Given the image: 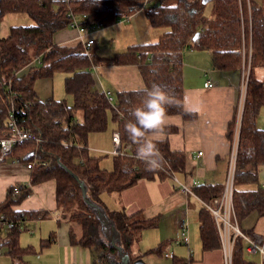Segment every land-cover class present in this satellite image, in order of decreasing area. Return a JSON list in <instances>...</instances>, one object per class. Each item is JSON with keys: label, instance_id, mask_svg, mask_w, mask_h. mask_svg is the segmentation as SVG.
Listing matches in <instances>:
<instances>
[{"label": "trees", "instance_id": "1", "mask_svg": "<svg viewBox=\"0 0 264 264\" xmlns=\"http://www.w3.org/2000/svg\"><path fill=\"white\" fill-rule=\"evenodd\" d=\"M122 2L123 11L128 7L142 8L153 28L167 30L157 43L131 46L113 58L88 54L80 42L73 47L55 44V35L69 28V14L77 18L87 15L91 27L106 28L122 16L119 6ZM211 2L212 14L208 18L203 0H0V22L11 14H26L35 22L34 26L11 27L7 37H0V139L10 137L7 125L14 108L20 128L41 140L18 143L6 158L22 163L37 161V164L30 170V185L17 184L8 190L5 201L0 204V217L4 216L7 221L49 219L51 214L46 210L15 208L32 195L33 186L54 181L58 210L82 229L81 238L70 232V243L90 250L96 264H124L117 247L129 255L131 264L143 262L147 257L164 258L165 243L143 255H133L143 232L156 229L161 219L146 220L140 214L129 215L124 209L109 210L102 196H120L142 180L165 181L170 174L185 175L186 154L172 150L169 140L165 139L157 145L164 162L159 169L149 171L136 159L137 146L132 144L131 155L112 156L113 168L103 167L104 157L99 158L90 150V136L107 132L112 124L113 132L120 134L122 145L131 143L124 126L133 119L131 110L141 106L145 96L140 89L116 92L115 96L110 92V100L105 90L98 89L93 69L104 63L136 65L144 81L143 88H151L156 83L183 101L185 51L211 52L215 69L236 71L242 69L244 48L251 51V67L241 119L233 202L240 227L253 214L264 216V187L260 186L264 129L257 127L264 106V85L255 76V69L264 67V10L256 0ZM56 73L67 75L65 89L72 96L73 105L65 100L38 97L36 82L52 79ZM175 116L184 122L197 119L195 113L185 111L184 107L168 108V117ZM234 127L232 120L228 126L229 140ZM177 131L176 127H166L165 135L169 137ZM46 162L49 166L43 165ZM250 184L258 188L244 189ZM16 186H21L18 193L14 191ZM223 191L224 185L203 184L195 194L202 201L210 202ZM198 217L203 253L220 250L222 245L213 215L202 206ZM104 220L117 233L114 243L111 242L113 235L109 234L111 229L107 230L108 238L102 234ZM3 224L0 221V227ZM22 233V229L14 228L7 235L6 246L13 259L23 260L26 255L36 253L32 247L20 246ZM244 247L243 240L236 239L233 264H251L245 259ZM171 264H188V260L174 257Z\"/></svg>", "mask_w": 264, "mask_h": 264}, {"label": "crops", "instance_id": "2", "mask_svg": "<svg viewBox=\"0 0 264 264\" xmlns=\"http://www.w3.org/2000/svg\"><path fill=\"white\" fill-rule=\"evenodd\" d=\"M256 1L264 10V0ZM14 15L17 14L8 15L5 18ZM166 31L163 28H153L142 8L133 9L128 7L124 9L116 24L97 29L91 34V38H95L97 35L104 39L111 38L116 45L115 53L120 54L127 52L134 45L157 43ZM79 36L77 30L68 28L57 33L54 42L59 46L73 47L80 42ZM96 38L94 46L98 44ZM93 54L95 57H100L97 53ZM183 72L184 97L187 96L189 101L186 107L196 108L193 113L197 115V119L193 122H184L180 116L168 117L166 127H176L178 131L169 137L165 135V139L169 140L172 150L184 152L187 157V173L178 175L181 177V179L180 177L178 179L189 184L197 180L200 185H225L232 145L234 142L239 144V139H236L235 136L239 122V107L242 102L245 103L246 99L247 86L245 87L243 79V65L241 70L220 71L215 69L213 65L211 52L187 50L183 55ZM93 73L98 89L109 91L114 96L116 93L114 94L111 88L115 92H121L138 90L144 87L140 70L136 65L115 66L104 63L97 69H93ZM255 76L264 85V67L256 68ZM52 82V79H42L36 82L35 91L40 99L54 98ZM208 82L212 85L211 87L205 86ZM232 120L235 121V127L233 137L229 140L227 137L228 126ZM111 126L113 125L111 124ZM257 127L264 129L263 108L258 116ZM112 135L109 136L110 139ZM91 139L89 141H92ZM90 150L92 153L97 151L93 148H90ZM200 152H202V156H199ZM263 173L264 169H262L260 175ZM17 184L30 185V170L26 168L25 163L16 164L12 159L0 162V204L5 201L8 190ZM32 191V195L15 210H46L51 214V217L47 220L26 221L22 228L23 232L26 231L31 235L35 233V230L41 232V239L36 244L34 241L25 245L23 234L20 237V246L22 248L32 247L36 253L26 255L23 260L13 259L8 254L6 246L9 230L2 226L0 227V264H96L90 250L70 243V232L73 231L76 236L81 238L82 229L66 219L62 211L58 210L56 183L51 181L33 186ZM102 201L112 211L124 209L129 215L140 214L142 219L152 220L156 217L161 219L156 229L144 231L141 241L136 245L139 246L138 253H135L133 249L134 256L143 255L165 243L163 250L165 255H173L168 259L174 257L185 258L188 260V264H223L222 248L213 252L203 253L202 251L200 254L201 260L199 258L197 261L195 259L196 251L193 252L189 246L192 250L191 262H189L188 247L183 244H174L181 237L182 221L188 220L190 243L193 242L194 248L197 250L196 226L199 225V217L196 214L195 217L193 216L192 204L198 203L202 206L196 197L188 196L176 189L174 181L170 179L165 181L142 180L135 187L124 191L120 196L103 195ZM45 221L50 222L52 226L51 224H49L50 226L40 224ZM104 223L110 224L105 220ZM165 223H168L167 226H165ZM31 224L34 225V230L29 227ZM193 225H195L196 230L194 229L192 233L190 228ZM5 228L8 232L6 235H2ZM241 229L248 235L264 234V216L251 215L242 222ZM169 248H171V251H169ZM244 250L245 259L249 263L262 264L258 254L246 253V247H244ZM147 258L143 261L146 264H159L156 261L162 259L156 258L157 260H155L153 258L148 260Z\"/></svg>", "mask_w": 264, "mask_h": 264}, {"label": "built area", "instance_id": "3", "mask_svg": "<svg viewBox=\"0 0 264 264\" xmlns=\"http://www.w3.org/2000/svg\"><path fill=\"white\" fill-rule=\"evenodd\" d=\"M71 18V23L69 28L75 29L79 32V41L83 45L86 53H90L91 48L95 44V39L91 38V34L96 31L93 27H91L89 23V18L87 15H82L80 18L75 17L72 13L69 14ZM243 79L245 87L247 86V81L250 74L251 67V51L245 48L243 49ZM206 87H211L212 85L208 82L205 84ZM110 100H112V95L110 92L103 91ZM244 102H242L239 112V122L237 126V130L235 132L236 139H239L240 129H241V119L244 110ZM18 117L16 115V111L14 108L11 109L9 113L8 119V130L10 131V137L0 139V162H3L7 157H9L14 147L22 142V141H34L39 143L41 140L36 135L24 131L19 126ZM235 139V140H236ZM112 156H129L131 155L132 143H127L122 145L121 137L119 132L115 131L112 135ZM238 143L234 142L232 145V149L230 151L229 160H228V171L227 177L224 185L223 194L220 197L213 199L210 202H204L199 199L195 190L200 186V182L197 180L192 183H183L178 179V175L170 174V178L173 179L176 184V189L185 193L188 196L196 197L199 202L202 204L204 208H206L214 217V221L216 224V228L218 230V234L220 237L222 252H223V264H233V252L234 245L236 239L240 238L243 240L244 245L246 247V253L248 254H258L261 260V263L264 264V234H254L248 235L243 232L241 229L235 209H234V190L235 183L238 174L237 170V162H238ZM199 156H202V152L199 153ZM16 164L22 163L20 160L13 161ZM37 161L25 163V166L28 170H31ZM44 166H49V163H43ZM25 187V186H24ZM264 187V185H263ZM21 186H16L14 191L18 193ZM0 221L3 222L4 227L8 228V230L18 228L22 229L25 220L14 221L5 220L4 216L0 217ZM174 244H183L189 249V261L192 256V250L189 248L190 246V236H189V221H182V232L181 237L178 241H175ZM167 258L173 257L172 254H166Z\"/></svg>", "mask_w": 264, "mask_h": 264}, {"label": "rangeland", "instance_id": "4", "mask_svg": "<svg viewBox=\"0 0 264 264\" xmlns=\"http://www.w3.org/2000/svg\"><path fill=\"white\" fill-rule=\"evenodd\" d=\"M119 6L122 8V12H123V8H124L125 4L122 2V3H120ZM205 13L208 17H211L212 2H210L208 4ZM34 25H35V22L33 20H31L30 17H28V15H26V14H17V15L11 16V17L4 18L0 23V37L1 38L7 37L9 35L10 28L12 26L13 27L14 26L26 27V26H34ZM96 37L95 38L98 41V44L96 46H94L93 48H91L90 53H92V54L97 53L100 57H104V58H113L116 55V53L114 51L116 45L114 44L113 40L111 38H108V39L100 38V35H97ZM95 38L93 37V39H95ZM66 77H67V75H65L63 73H56L53 76V78H52L53 96H54V99L57 101L65 100V101H67L68 105H73V98L71 95L67 94L66 89H65ZM111 90L113 91L114 94L116 93L115 90H113L112 88H111ZM262 108L264 109V106ZM112 131H113V126L110 125L107 132H105L104 134L103 133L94 134L90 137V139L92 138L91 139L92 141H89L90 148L97 150V151H94L93 154L99 158L104 157L103 161H102V166L105 167L106 169H112L113 168V157H112V153H111L113 150V145H112V141H111L112 138L110 139V137H109L112 135ZM97 138H100V139H97ZM100 151H102V152H100ZM105 155H108V156L105 157ZM178 177H180V176H178ZM169 179L173 181V179H171V178H169ZM180 179H181V177H180ZM260 184H261L260 186L263 187V185H264V173L262 175H260ZM257 188H258V185H253V184H250V185L244 187V189H250V190H256ZM191 198H193V197H191ZM192 207L194 209L193 216L195 217V214L198 216L202 206L200 204L198 205V203H193ZM40 224H43L44 226H50L49 224H51V223L48 221H45V222H42ZM167 224L168 223H165V226H167ZM51 226H52V224H51ZM29 227H31L30 228L31 230H34L33 224L29 225ZM196 228H197V234H196L197 250H195L193 242L190 243V247L193 250V252L196 251L195 252V259L198 261L199 258L201 260L200 254L202 252V247L200 244L201 243L200 235L198 233L199 225L196 226ZM196 228H195V225H193L190 228L192 233L194 232V229L196 230ZM107 230H108V228L105 225L101 229L103 236L108 238ZM44 231H46V230H44ZM7 232H8V230L6 228L3 229L2 235H6ZM22 234H23V240H24L25 245L27 243H32L34 241H35V244L39 243V240L41 239V236H42L41 232L40 231L37 232L36 230H35V233L32 235L27 233L26 231H24ZM109 234L111 236V232H109ZM171 248H169V251H171ZM138 249H139V246H135L134 252L138 253ZM153 258L155 260H157L156 259L157 257H154V256L148 257L147 259L151 260ZM170 260H172V259L162 258V259H158V261H156V262L159 264H170Z\"/></svg>", "mask_w": 264, "mask_h": 264}, {"label": "clouds", "instance_id": "5", "mask_svg": "<svg viewBox=\"0 0 264 264\" xmlns=\"http://www.w3.org/2000/svg\"><path fill=\"white\" fill-rule=\"evenodd\" d=\"M138 91H142L145 98L141 106L131 110L133 119L124 128L129 141L137 146L136 159L146 165V170L152 171L159 169L164 162L157 145L165 139L168 108L184 107L187 112H195L196 108L186 107L189 103L187 96L181 101L156 83Z\"/></svg>", "mask_w": 264, "mask_h": 264}, {"label": "water", "instance_id": "6", "mask_svg": "<svg viewBox=\"0 0 264 264\" xmlns=\"http://www.w3.org/2000/svg\"><path fill=\"white\" fill-rule=\"evenodd\" d=\"M210 1H211V0H203V3H204L205 5H207L208 3H210ZM196 37H198V35H197ZM75 178H76V177H75ZM84 194H85V190H84ZM104 225H105L108 229H111V231H112V235H113L111 242L114 243L115 240H116V238H117V233L115 232V230H114V228L112 227L111 224H106V223H104ZM117 248H118L119 255L122 257V262H123L124 264H131V263H130V257H129V255H127V254L124 255L122 249L119 248V247H117ZM134 264H146V263H145V262H135Z\"/></svg>", "mask_w": 264, "mask_h": 264}]
</instances>
